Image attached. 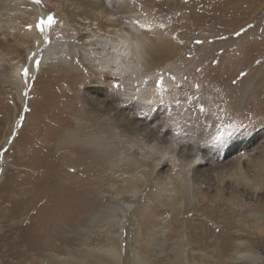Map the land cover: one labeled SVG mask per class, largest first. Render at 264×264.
I'll return each instance as SVG.
<instances>
[{"label": "rangeland", "instance_id": "374dc122", "mask_svg": "<svg viewBox=\"0 0 264 264\" xmlns=\"http://www.w3.org/2000/svg\"><path fill=\"white\" fill-rule=\"evenodd\" d=\"M75 1L0 0V264H264V0H85L131 44L93 73ZM146 84L163 90L139 98ZM93 135L104 166L67 143ZM65 175L85 194L62 250L29 192Z\"/></svg>", "mask_w": 264, "mask_h": 264}, {"label": "bare ground", "instance_id": "6f19581e", "mask_svg": "<svg viewBox=\"0 0 264 264\" xmlns=\"http://www.w3.org/2000/svg\"><path fill=\"white\" fill-rule=\"evenodd\" d=\"M90 1H93V0H90ZM72 3L74 4V7L76 9L74 21H75L77 33L79 35L78 40L80 42L78 45L76 44L77 47L74 44L73 46L72 45L71 46L74 49L76 48L78 53H80V57L82 58L81 61L86 67L88 66L89 68L88 70H90L93 73L92 70L100 71L102 69V68L99 69L97 65H96L97 67L94 66L93 68V65H95L94 63L93 65H91L92 67H90L88 65L89 64L88 61L91 57L94 58L92 60H95V58H97L99 54H102L101 51L103 52L104 48H106L107 46H109V49L115 51V53L117 54L116 59H115L116 61L120 59V55H121V53H118V51H123V56L125 57L124 62L128 61L129 51L127 50V48L129 49V45L131 44L128 43V38L126 34L124 33V31L123 30L121 31L119 28L115 26L116 25L115 21H113L110 17L106 16L101 11V9H98L99 5L97 3H92V2L85 1V0L82 2L75 1ZM111 38H113L116 42H118V44H121V45H119V47H115L113 43L110 42ZM152 53L154 54V51H152ZM54 57H57V55L53 56V58ZM91 75H95V74H91ZM99 82L100 83H99L98 89L103 87L102 85H104V82H102L101 80ZM162 90L163 89L157 85H150V84L147 85L146 84L140 87L139 93H138L140 96L139 98L150 100L153 97L159 95L158 91L160 92ZM125 93L123 95V98L127 96L126 91ZM82 125L83 124L81 125L79 124V126H82ZM72 137L69 139L67 143H74V141L75 142L79 141L80 145L77 148L75 147L74 149L81 152L83 155H86L87 157L92 158L97 164L104 166L106 157L110 155V152H111L109 144L107 142L102 141L100 138L95 137L94 135L86 136L83 138L77 137L78 139L72 138ZM52 146L53 148L56 147L55 148L56 151L59 150L60 148L59 145L57 144L55 146L54 145ZM41 186H42L40 187L41 190H38L39 191L38 193L31 191L29 192V195H31V197L34 196L33 202H36V203L43 197H45L46 199L48 198L47 201H44L46 203L44 204L45 208L43 209V212H41L39 219L42 218L43 216V220H44L43 222L45 224L44 227L46 228V237H48V244L49 245L52 244V246L58 249L61 248L62 250H64L72 242V239L64 235L65 224L69 223L70 225H73L75 227L74 231L76 233L79 232V225L82 219V207H83V204H82L83 196L82 195L85 194L84 193L85 191L83 192L84 189L82 188V184L81 182H79L77 178L73 179V177H69L66 175L64 176V178H62V180L58 178L53 180L51 187L54 186V189L52 192L50 191L52 190L50 189L51 187H47L44 185H41ZM255 191H257V187H253V192ZM91 199H88L89 203L92 202ZM217 205L220 206L221 203ZM245 209L246 208L239 207L236 209L237 210L236 213L244 211ZM260 218L262 222L264 223V216ZM35 221L38 222L37 220ZM118 226H119V230L115 234V237L118 238L117 244H112L106 247L105 250L108 252V255H110L111 257L115 256L116 259L118 260L117 262L120 263L122 262V248H123L122 242L124 240L123 229L125 227V216L123 219H118ZM111 235H112V232H111ZM98 249L102 250V247L100 246ZM184 251H186V249H184ZM76 253L77 252H74V250H71L69 253V257L66 258L67 262H70L71 264L72 263L82 264L79 257H75V256H78V255H75Z\"/></svg>", "mask_w": 264, "mask_h": 264}, {"label": "snow or ice", "instance_id": "6c2138e0", "mask_svg": "<svg viewBox=\"0 0 264 264\" xmlns=\"http://www.w3.org/2000/svg\"><path fill=\"white\" fill-rule=\"evenodd\" d=\"M37 2H38V0H37ZM55 22V18L53 17V16H49L48 17V20H47V23L49 24V25H51L52 23H54ZM31 27V26H30ZM37 63V65L39 64V61H37L36 62ZM28 74H29V69L28 68H25L24 69V75L25 76H28ZM114 87H116V88H119V85L117 84V85H114Z\"/></svg>", "mask_w": 264, "mask_h": 264}, {"label": "clouds", "instance_id": "9594fccd", "mask_svg": "<svg viewBox=\"0 0 264 264\" xmlns=\"http://www.w3.org/2000/svg\"><path fill=\"white\" fill-rule=\"evenodd\" d=\"M112 73L115 74V69L114 68L112 69Z\"/></svg>", "mask_w": 264, "mask_h": 264}]
</instances>
